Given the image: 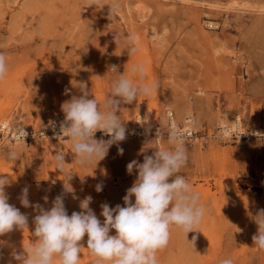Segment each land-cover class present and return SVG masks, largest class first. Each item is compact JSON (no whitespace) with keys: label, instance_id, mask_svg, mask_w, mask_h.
Returning <instances> with one entry per match:
<instances>
[{"label":"rangeland","instance_id":"obj_1","mask_svg":"<svg viewBox=\"0 0 264 264\" xmlns=\"http://www.w3.org/2000/svg\"><path fill=\"white\" fill-rule=\"evenodd\" d=\"M0 53L8 69L0 80V121L46 132L27 141L0 138L8 202L28 217L23 230L14 227L0 236V264H20L15 255L38 243L33 231L39 213L21 204L24 188L30 203L45 210L62 196L69 215L91 196L90 208L103 221L101 205L124 206L138 177L127 165L168 146L167 140L157 146L149 136L126 131L104 159L78 164L71 140L53 136L49 123L52 114L64 116L61 105L81 95L82 84L105 111L113 83L120 76L139 82L131 70L143 66V83H155L156 90L120 104L126 130L136 113L154 122L166 107L179 123L191 116L201 134L236 113L248 124L264 125V0H0ZM185 146L188 163L179 174L199 193L205 215L198 230L171 229L168 246L156 254L158 264H220L228 258L264 264V250L253 243L252 219L264 210V138H204ZM10 151L19 158L8 159ZM60 153L63 171L56 167ZM79 243L78 264H96L87 235Z\"/></svg>","mask_w":264,"mask_h":264},{"label":"clouds","instance_id":"obj_2","mask_svg":"<svg viewBox=\"0 0 264 264\" xmlns=\"http://www.w3.org/2000/svg\"><path fill=\"white\" fill-rule=\"evenodd\" d=\"M135 51L132 48L129 53ZM7 70L6 56L0 53V80L5 78ZM111 70L118 71L117 66L113 65ZM131 71L133 76L139 74V82L120 76L112 85L111 96L104 104L105 111L100 110L94 96L90 98L91 94L83 84L81 95L73 96L61 105L64 113L61 131L71 140L78 164L83 166L93 160L100 161L110 146L124 141L127 130L119 119L120 104H132L138 96L147 97L156 90L155 83H143L145 72L142 65L134 66ZM141 123H145L144 120ZM97 131L110 139H95ZM167 145L153 155H145L142 163L133 160L127 165L128 173L132 174L135 169L138 177L123 197L124 206L101 205L103 221L90 208L91 196L80 202L81 211L69 215L62 196H57L51 208L45 210L39 204L30 203L28 188H24L21 204L25 208L35 207L39 213L34 218L33 231L38 243L16 254L15 259L20 264H53L54 258H58L59 264H78L81 255L79 242L87 235V248L97 257L96 264H158L156 254L168 246L171 229L179 227L185 233L198 230L197 226L205 215V207L199 203V193L194 192L187 179L179 174L188 163L184 133L177 128L170 129ZM118 151L123 154L122 148ZM7 158L16 160L19 153L10 151ZM64 163V154H57V170L63 171ZM8 183L6 177L0 176V236L11 232L14 227L23 230L28 225V217L8 202L5 192ZM101 190L102 185L98 184L96 191ZM44 199L47 201L48 198ZM252 219L257 225L254 246L264 250V210ZM113 229L115 235L110 234ZM220 264H233V261L228 258Z\"/></svg>","mask_w":264,"mask_h":264},{"label":"built area","instance_id":"obj_3","mask_svg":"<svg viewBox=\"0 0 264 264\" xmlns=\"http://www.w3.org/2000/svg\"><path fill=\"white\" fill-rule=\"evenodd\" d=\"M144 120L145 123H141ZM64 122V116L52 114L50 116L49 131L53 136H64L60 125ZM177 128L184 133L185 143L195 142L204 138H227L233 141L251 142L256 139L264 138V125H252L244 121L241 114L236 113L228 121H221L217 124L211 134H201L195 127L193 118L187 116L184 123L176 120L174 111L166 107L163 110L162 118L150 122L146 120L143 113L138 112L134 115L131 127L127 130L133 136H149L157 146H161L170 129ZM157 130L160 134L156 135ZM45 130L30 128L23 125H13L9 121H0V138L11 141H27L32 138L45 137ZM243 133L242 135H240ZM95 134L105 135L101 131ZM240 135V136H239Z\"/></svg>","mask_w":264,"mask_h":264},{"label":"bare ground","instance_id":"obj_4","mask_svg":"<svg viewBox=\"0 0 264 264\" xmlns=\"http://www.w3.org/2000/svg\"><path fill=\"white\" fill-rule=\"evenodd\" d=\"M212 26V25H211ZM137 114V113H136Z\"/></svg>","mask_w":264,"mask_h":264}]
</instances>
